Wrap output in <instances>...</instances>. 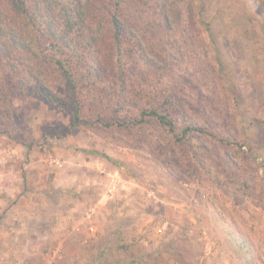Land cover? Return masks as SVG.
I'll return each instance as SVG.
<instances>
[{
  "label": "rangeland",
  "instance_id": "374dc122",
  "mask_svg": "<svg viewBox=\"0 0 264 264\" xmlns=\"http://www.w3.org/2000/svg\"><path fill=\"white\" fill-rule=\"evenodd\" d=\"M178 4L170 25L150 14L132 28L166 92L192 105L169 96L179 130L207 131L183 143L154 124L77 123L69 87L34 55L17 75L60 103L2 88L0 72V264H264V0Z\"/></svg>",
  "mask_w": 264,
  "mask_h": 264
},
{
  "label": "trees",
  "instance_id": "16d2710c",
  "mask_svg": "<svg viewBox=\"0 0 264 264\" xmlns=\"http://www.w3.org/2000/svg\"><path fill=\"white\" fill-rule=\"evenodd\" d=\"M179 2L0 0V68L3 69L0 72H7L1 79L5 80L1 87L7 89L13 81V87L26 88L33 93L41 90L43 98L60 103L61 98L48 84L44 85L38 74L25 70L17 75V64L24 59V63H28L26 55L30 54L36 56L39 66L51 68L69 87L76 106L73 118L77 123L124 130L154 124L177 143L197 133L206 134L204 127L189 121L179 130L181 114L168 109L169 96L176 97L184 107L192 105L182 102L174 91L166 92L160 84L166 80L165 75L162 77L164 67L148 59L145 47L138 43L139 32L132 28L138 21L144 26V18L150 14L155 19L156 29L170 25L174 17L178 19L174 5L178 7ZM148 68V82L138 91L136 76ZM9 74L13 77L7 82ZM154 74L157 75L155 80ZM83 99L96 108H91L87 116H82ZM88 117L91 123L87 122ZM181 118L186 120L184 116Z\"/></svg>",
  "mask_w": 264,
  "mask_h": 264
},
{
  "label": "crops",
  "instance_id": "0c3cea01",
  "mask_svg": "<svg viewBox=\"0 0 264 264\" xmlns=\"http://www.w3.org/2000/svg\"><path fill=\"white\" fill-rule=\"evenodd\" d=\"M55 185V184H54ZM12 245V244H11Z\"/></svg>",
  "mask_w": 264,
  "mask_h": 264
}]
</instances>
